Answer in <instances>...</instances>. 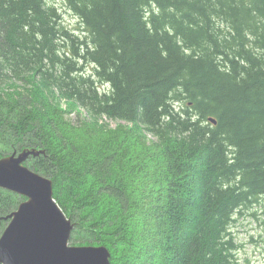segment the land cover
I'll return each mask as SVG.
<instances>
[{"label": "trees", "instance_id": "trees-1", "mask_svg": "<svg viewBox=\"0 0 264 264\" xmlns=\"http://www.w3.org/2000/svg\"><path fill=\"white\" fill-rule=\"evenodd\" d=\"M66 2L83 39L46 0H0V156L43 149L25 163L70 244L109 264H239L232 223L264 198V0ZM23 199L0 188V234Z\"/></svg>", "mask_w": 264, "mask_h": 264}, {"label": "water", "instance_id": "water-1", "mask_svg": "<svg viewBox=\"0 0 264 264\" xmlns=\"http://www.w3.org/2000/svg\"><path fill=\"white\" fill-rule=\"evenodd\" d=\"M40 153L44 150L24 148L0 157V187L24 196L3 217L0 264H109L105 245L70 244L73 223L53 198L51 179L24 165Z\"/></svg>", "mask_w": 264, "mask_h": 264}, {"label": "rangeland", "instance_id": "rangeland-1", "mask_svg": "<svg viewBox=\"0 0 264 264\" xmlns=\"http://www.w3.org/2000/svg\"><path fill=\"white\" fill-rule=\"evenodd\" d=\"M46 1L48 2V4H51L57 8V12L61 17V23L69 32L73 33L75 36L79 37L80 39H83L85 37V32L82 31L78 17L69 9L66 0H46ZM64 43L65 45H68L70 43V40L66 39ZM63 48L66 49V46L60 45L61 51L63 50ZM98 86H100L101 89L103 88L100 85V83H98ZM77 109L80 108H78L77 105H75L74 103L66 102L65 114L72 121L75 120L77 117L76 116ZM80 111L83 113L82 115H84L83 110L80 109ZM108 122L113 127L118 125L117 128L124 126L128 127V129L134 128L132 124L124 123L121 121H108ZM148 138L151 139L152 137L148 136ZM8 154H10L9 151L4 155H8ZM24 165L27 166L29 169H31L25 162ZM8 191L20 195L14 191L11 190ZM52 191H53V186H52ZM71 222L73 223V227L70 231V236L72 234L71 232H73L74 224H75V222L72 221V219ZM231 232L233 234L236 243L238 244V251L236 255L239 264H264V198L259 199L257 203L253 204L252 207L245 209V211L242 214L237 215L235 217V221L232 223Z\"/></svg>", "mask_w": 264, "mask_h": 264}]
</instances>
